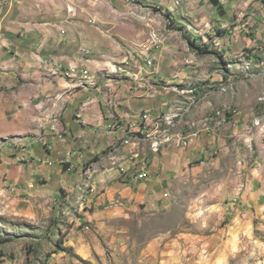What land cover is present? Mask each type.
I'll return each mask as SVG.
<instances>
[{
	"label": "crops",
	"instance_id": "obj_1",
	"mask_svg": "<svg viewBox=\"0 0 264 264\" xmlns=\"http://www.w3.org/2000/svg\"><path fill=\"white\" fill-rule=\"evenodd\" d=\"M262 27L264 0H0V200L32 212L85 183L88 206L118 197L161 204L176 171L204 163L217 136H257L248 113L257 96L241 77L243 62L257 60ZM180 93L196 103L171 142L160 153L138 148L157 133L147 130L155 119L188 99ZM252 162L246 183L247 160L237 161L246 192L236 217L253 224L264 219V168L257 152Z\"/></svg>",
	"mask_w": 264,
	"mask_h": 264
},
{
	"label": "rangeland",
	"instance_id": "obj_2",
	"mask_svg": "<svg viewBox=\"0 0 264 264\" xmlns=\"http://www.w3.org/2000/svg\"><path fill=\"white\" fill-rule=\"evenodd\" d=\"M260 34L257 60L243 62L241 77L257 96L256 109L248 110L252 119L257 118V136L253 130L248 132L251 136H217L220 140L204 163L191 161L176 171L158 205L157 198L118 197L99 207L88 206L90 191L85 183L81 188L61 189L52 201L33 204L32 212L9 207V196H2L0 264L4 253L11 264H264V219L252 224L245 216L236 217L246 192L239 187V157L247 160L248 172L257 152V165L264 168V27ZM216 91H221L220 86ZM180 94L189 97L170 108L189 104L191 94ZM247 102L251 104L252 98ZM149 128L158 131L148 132L138 148L149 150L155 139L163 138L155 125ZM221 139L226 140V149H221ZM250 176L248 172L246 183Z\"/></svg>",
	"mask_w": 264,
	"mask_h": 264
},
{
	"label": "bare ground",
	"instance_id": "obj_3",
	"mask_svg": "<svg viewBox=\"0 0 264 264\" xmlns=\"http://www.w3.org/2000/svg\"><path fill=\"white\" fill-rule=\"evenodd\" d=\"M70 9V8H69ZM152 37H156V34H153ZM148 65H150V61L147 62ZM120 68H118L116 71H118ZM85 78V77H84ZM174 90H177V88L174 87ZM191 92V91H190ZM195 102V100H190L189 104L186 106V108H177L172 109L169 108L168 111L162 113L157 119H155L156 126L160 129V132L162 133L160 136H169V133L172 132L174 129H177L181 127V125L185 122L187 119V113L190 111L191 106ZM218 113V112H217ZM221 114V113H220ZM222 116V115H221ZM151 118V114L145 113L142 118L140 119V122H143L145 119ZM226 118V117H225ZM136 120V119H135ZM142 120V121H141ZM226 122V121H225ZM137 123V122H136ZM139 123V122H138ZM148 123V122H147ZM53 129L55 128V124L52 125ZM51 128V127H50ZM177 133V132H176ZM180 135V134H179ZM183 136V135H182Z\"/></svg>",
	"mask_w": 264,
	"mask_h": 264
},
{
	"label": "built area",
	"instance_id": "obj_4",
	"mask_svg": "<svg viewBox=\"0 0 264 264\" xmlns=\"http://www.w3.org/2000/svg\"><path fill=\"white\" fill-rule=\"evenodd\" d=\"M67 10L69 11V6L67 7ZM70 12H72V11H70ZM152 64V60H150V65ZM76 71V69L75 68H68V69H66V71H65V74L67 73V72H75ZM85 71V70H84ZM83 71V72H84ZM152 124H155V123H152ZM52 129H53V127H52ZM178 137V140H179V143H181V145H186L187 144V139L185 138V137H183V136H177ZM170 140V136H163V138L162 139H155L152 143H151V149H152V151L153 152H157V151H159V149L161 148V144H163V143H166V142H168ZM12 145H15V146H17V147H20L21 148V150L22 151H24V148H25V146H22L21 144H20V141H19V139H17V138H15L14 139V141L12 142ZM22 159L19 157V159H18V161H21ZM146 177V174L144 173V172H140L139 174H138V178L139 179H144Z\"/></svg>",
	"mask_w": 264,
	"mask_h": 264
},
{
	"label": "trees",
	"instance_id": "obj_5",
	"mask_svg": "<svg viewBox=\"0 0 264 264\" xmlns=\"http://www.w3.org/2000/svg\"><path fill=\"white\" fill-rule=\"evenodd\" d=\"M194 47V46H193ZM199 53H209V50H204V47L196 46Z\"/></svg>",
	"mask_w": 264,
	"mask_h": 264
}]
</instances>
